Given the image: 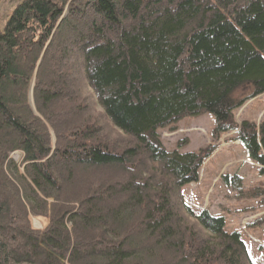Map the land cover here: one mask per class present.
Listing matches in <instances>:
<instances>
[{"label": "trees", "instance_id": "trees-1", "mask_svg": "<svg viewBox=\"0 0 264 264\" xmlns=\"http://www.w3.org/2000/svg\"><path fill=\"white\" fill-rule=\"evenodd\" d=\"M262 95L264 0H21L0 32V264H253L184 188L230 133L264 177V120H234ZM205 115L206 148H164Z\"/></svg>", "mask_w": 264, "mask_h": 264}, {"label": "rangeland", "instance_id": "rangeland-1", "mask_svg": "<svg viewBox=\"0 0 264 264\" xmlns=\"http://www.w3.org/2000/svg\"><path fill=\"white\" fill-rule=\"evenodd\" d=\"M20 1L0 0V32L4 30L14 8ZM68 52L71 53V51ZM79 64V57L76 54H67L66 59L62 63L63 67H57L56 71L62 73L64 72V68L69 69V67H72L75 71L72 79L75 87L80 84V79L77 75L78 73L80 74ZM87 90L89 91V89ZM249 92L250 90L242 87L233 94V98L240 100L247 96ZM259 100L255 101L249 109L247 107L252 100L234 111L235 122L249 121L258 123L261 120L263 121L264 111L259 114L258 112L264 110V98L261 97ZM89 102L92 106V114L97 120L99 119L98 123L109 126L102 115L101 109L96 107L92 100ZM212 127V117L205 115L197 119L186 118L178 124L177 132L170 133L167 130H163L159 132V135L164 148L168 151L176 150L177 143L185 139L188 145L183 149L184 151L182 149L180 151L197 152L209 145ZM110 130L117 134L112 128ZM234 137L235 133L222 137L223 142L220 141V146L215 154L206 161L201 169V184H195V186L189 185L184 188L186 195L184 202L195 211L207 209L212 215L223 216L226 221L225 229L227 231H238L241 233L247 245L252 263L264 264V177L247 162L244 164L240 163V161L247 158V154L242 147L237 146V142L233 141ZM11 159L18 166L17 169L12 170V175L19 181H25L21 177L22 172L21 168H19L21 154L13 153ZM240 170H242L241 173L245 170V176L243 180L237 176L240 178L238 186L236 181H232L230 186L226 184L227 187L224 188L220 187L222 185L217 186L218 183L221 184V180L213 184L212 179L218 174L220 175L225 172L228 177H232L237 175ZM215 189H218L219 192H215ZM30 197V194L27 193L24 199L26 202L32 204L33 201ZM253 222L257 224H252L248 227V224L250 225ZM33 227L40 229L41 225L38 221L33 220ZM21 251L19 250V252ZM83 256H86V254Z\"/></svg>", "mask_w": 264, "mask_h": 264}, {"label": "crops", "instance_id": "crops-1", "mask_svg": "<svg viewBox=\"0 0 264 264\" xmlns=\"http://www.w3.org/2000/svg\"><path fill=\"white\" fill-rule=\"evenodd\" d=\"M262 98H264V95L263 96H261ZM261 97H259V98H257V99H254V100H252V101H250L249 102V104H248V109L250 108V106H252L253 105V103L255 102V101H260L259 99L261 98ZM262 100V99H261ZM264 110H262V111H259L258 112V114L259 113H262ZM238 147H241L240 145H237ZM228 152V151H227ZM228 155H230V154H228ZM243 161H246V162H248L250 165H252L254 168H256V170L258 171V168H257V166L256 165H254V164H252L249 160H248V157L245 159V160H243ZM242 172V170H240V172L236 175V176H239L242 180L244 179V176H245V170H244V172L243 173H241ZM217 177V176H216ZM239 178V179H240ZM213 179H215V177L213 178ZM212 179V180H213ZM211 180V181H212ZM220 185H222V186H220ZM228 185V184H227ZM227 185H226V183H224V182H222L221 181V184L220 183H218V185L217 186H220L221 188H224V187H227ZM219 187V188H220ZM219 192V190L218 189H215V192ZM249 209V208H248ZM214 215H216V214H214ZM217 216H221V215H217ZM252 224H257V223H255V222H253V223H251L250 225L248 224V227H250Z\"/></svg>", "mask_w": 264, "mask_h": 264}, {"label": "bare ground", "instance_id": "bare-ground-1", "mask_svg": "<svg viewBox=\"0 0 264 264\" xmlns=\"http://www.w3.org/2000/svg\"><path fill=\"white\" fill-rule=\"evenodd\" d=\"M256 99V98H255ZM254 100V99H253ZM237 144L239 145V143L237 142Z\"/></svg>", "mask_w": 264, "mask_h": 264}]
</instances>
